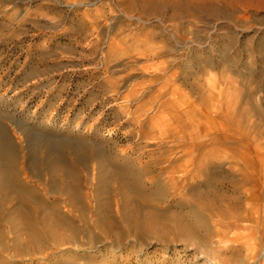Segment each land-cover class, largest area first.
Instances as JSON below:
<instances>
[{
    "label": "rangeland",
    "instance_id": "374dc122",
    "mask_svg": "<svg viewBox=\"0 0 264 264\" xmlns=\"http://www.w3.org/2000/svg\"><path fill=\"white\" fill-rule=\"evenodd\" d=\"M84 1L89 5L77 6L74 0H0V131L5 143L19 156L27 151L37 154L39 146L52 141L76 145V122L83 118L89 124L99 121L98 139L102 138L106 153L126 147L130 144L124 137L128 128H118L122 121L118 105H112L111 99L103 105L111 94L103 82L119 78L126 70L135 74L126 86L150 77L140 74L142 63L105 72L99 68V59L107 47H145L138 40L152 33L154 39L147 46L164 43L170 48V58H178L173 68L179 72L175 85L181 101H194L195 111L204 110L199 91L186 81L189 60L191 83L204 88L206 83L221 84L230 96L226 109L210 110L208 122L202 118L201 127L207 126L212 141H216L208 176L198 180L197 191L188 196L189 204L170 202L165 207L195 226L207 248L214 249V262L229 259L230 264H243L244 251L232 256L220 252V247L231 246L234 238L243 237L248 222L226 231L220 243L213 237L211 244L204 236L203 223L197 222L189 207L204 210L210 202L232 198L231 206L240 207L236 214L245 220L247 195L232 193L244 170L242 157L255 168L256 193L264 201V0H212L202 4L203 10L193 17L181 18L176 29L165 24L167 31L153 16H142L144 23L129 20L128 16H141L137 10H129L130 0ZM126 9L129 14H125ZM97 14L101 15L98 26H91ZM121 92L124 96L126 88ZM10 134L15 138L8 137ZM69 151L65 148L67 158ZM76 169L85 190L83 179L90 174V166L81 163ZM18 173L26 188L40 199L32 197L25 204L23 194L10 185L12 175H8L11 182L0 194V264H202L194 246L172 243L167 253L153 238L140 246L131 242L121 247V259L119 256L114 261L111 239L103 236V223L95 222L91 211L66 205L77 196L72 177L37 162L24 165ZM105 184L109 190H124L119 176L106 179ZM57 206L74 225L87 231L76 245L64 237V229L43 222ZM122 212L112 209L115 217H121ZM34 225L39 234L56 230L60 241L35 244L30 237Z\"/></svg>",
    "mask_w": 264,
    "mask_h": 264
},
{
    "label": "bare ground",
    "instance_id": "6f19581e",
    "mask_svg": "<svg viewBox=\"0 0 264 264\" xmlns=\"http://www.w3.org/2000/svg\"><path fill=\"white\" fill-rule=\"evenodd\" d=\"M211 1L130 0L129 10H137L141 16L131 15L127 18L144 23L142 16H153L167 31L165 24L170 23V27L176 29L181 18L193 17L196 12L203 10L202 4ZM234 1L245 3L248 0ZM74 2L77 6L89 5L84 0ZM129 10L126 9L125 14H129ZM100 17L97 14L90 22L91 26H98ZM153 39V34L149 33L144 34L142 40H138L145 47H107L99 59V68L105 72L142 63L138 69L140 74L150 77L126 86L129 79L135 76L126 70L119 78H110L103 82V86L107 87L106 92L111 93L103 105H108L111 99L112 105L119 106L122 121L118 128H128L124 137L130 144L112 154L106 153L102 138L98 139L99 121L89 124L80 118L76 122L80 138L76 145L52 141L48 145L39 146L37 154L27 151L19 156L14 149L7 146L4 133L0 131V194L11 182L7 178L11 174L10 185L14 186V191L18 190L23 194L25 204L32 197L40 199L36 193L26 188L25 182L18 176V171L24 165L37 162L50 171H60L63 175L72 177V187L77 196L75 201L70 200L66 205L72 209L79 208L82 212L91 211L94 213L95 222L103 223V236L111 239L109 245L114 250L111 256L114 261L120 256L121 247L128 246L131 242L140 246L146 239L153 238L161 244L164 252L168 253L169 244L180 242L185 248L194 246L202 264H219L220 262L216 263L211 258V252L215 253L214 249L207 248V242L196 234L195 226L188 224L181 214L169 212V207L165 206L170 202H176L177 205L182 202L189 204L188 196H193L197 191L198 180L208 176L211 153L216 141H212L211 131L207 126L201 127L202 118L208 122L210 110L226 109L230 104V96L221 84L206 83L204 88L203 84L196 87V84L191 83L193 72L190 70L189 60L186 81L189 86L199 91L200 105L204 110L195 111L194 101H181L179 88L175 85L179 72L173 68L176 67L178 58H170V48L165 47L164 43L147 46ZM124 87L126 94L122 96L121 90ZM8 137L15 138V134ZM10 138L7 141L11 142ZM68 147L70 158L64 154ZM241 160L244 170L232 193L238 196L239 193L247 195L243 203L247 214L245 220L240 214H236L240 207L231 206L234 201L232 198L210 202L205 211L199 207L189 209L197 222L203 223L204 236L211 244L213 237L220 243L221 236L226 231L238 227L242 221H247L249 225L243 227L246 231L244 236L234 238L231 246L220 247V252H230L233 256L235 252L244 251L243 264H264V201L261 202L256 193L258 184L256 177H252L255 168L250 163L247 164L243 157ZM81 163L89 164L91 169L90 174L83 179L87 184L85 190L81 187L80 177H77L76 167ZM112 176L123 178L124 190L117 192L107 188L106 179ZM222 202L227 203L221 204ZM112 209L123 211L122 216H119L121 221L112 214ZM66 215L57 206L51 214L43 218V222L48 227L55 223L58 228L64 229L67 234L64 237L76 245L81 235L87 231L74 225V220ZM24 216L29 217L27 211ZM31 233L30 237L38 245L48 239L54 243L60 241L56 230L39 234L34 225ZM145 260L146 258L139 261ZM165 260L163 258L162 262ZM230 262L229 259H223L220 264Z\"/></svg>",
    "mask_w": 264,
    "mask_h": 264
}]
</instances>
